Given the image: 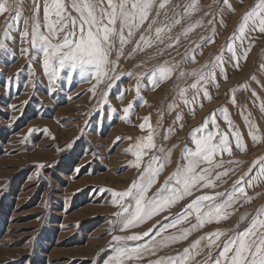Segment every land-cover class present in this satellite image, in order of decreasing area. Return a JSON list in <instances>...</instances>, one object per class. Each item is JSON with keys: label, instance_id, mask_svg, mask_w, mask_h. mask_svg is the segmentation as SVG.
<instances>
[{"label": "rangeland", "instance_id": "1", "mask_svg": "<svg viewBox=\"0 0 264 264\" xmlns=\"http://www.w3.org/2000/svg\"><path fill=\"white\" fill-rule=\"evenodd\" d=\"M0 264H264V0H0Z\"/></svg>", "mask_w": 264, "mask_h": 264}, {"label": "crops", "instance_id": "2", "mask_svg": "<svg viewBox=\"0 0 264 264\" xmlns=\"http://www.w3.org/2000/svg\"><path fill=\"white\" fill-rule=\"evenodd\" d=\"M198 205H200V206L203 207V210H201V211H205V210L207 209V206L205 205V203H202V204L199 203ZM245 210H249V208H247V209H245ZM221 223H222V222H219V223H217V225L215 224L214 226L217 227V228H219V227H221V226H220ZM191 235L195 236V235H196V232H193Z\"/></svg>", "mask_w": 264, "mask_h": 264}, {"label": "bare ground", "instance_id": "3", "mask_svg": "<svg viewBox=\"0 0 264 264\" xmlns=\"http://www.w3.org/2000/svg\"><path fill=\"white\" fill-rule=\"evenodd\" d=\"M152 222H153V221H152ZM152 222H151V223H152ZM151 223H150V224H151Z\"/></svg>", "mask_w": 264, "mask_h": 264}]
</instances>
